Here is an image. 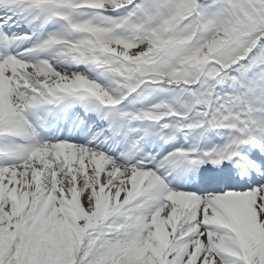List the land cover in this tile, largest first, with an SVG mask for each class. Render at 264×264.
I'll return each mask as SVG.
<instances>
[{"label":"snow or ice","instance_id":"1","mask_svg":"<svg viewBox=\"0 0 264 264\" xmlns=\"http://www.w3.org/2000/svg\"><path fill=\"white\" fill-rule=\"evenodd\" d=\"M0 264H264V0H0Z\"/></svg>","mask_w":264,"mask_h":264}]
</instances>
